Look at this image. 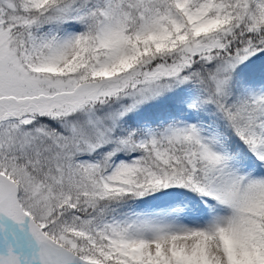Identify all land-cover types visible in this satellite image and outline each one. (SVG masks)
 <instances>
[{"label":"snow or ice","instance_id":"1","mask_svg":"<svg viewBox=\"0 0 264 264\" xmlns=\"http://www.w3.org/2000/svg\"><path fill=\"white\" fill-rule=\"evenodd\" d=\"M0 264H264V0H0Z\"/></svg>","mask_w":264,"mask_h":264}]
</instances>
